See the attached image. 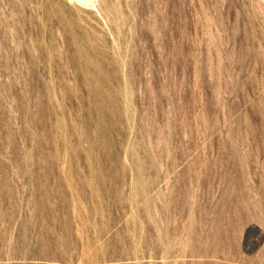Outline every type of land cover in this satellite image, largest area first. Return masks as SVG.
I'll list each match as a JSON object with an SVG mask.
<instances>
[{
	"label": "rangeland",
	"instance_id": "374dc122",
	"mask_svg": "<svg viewBox=\"0 0 264 264\" xmlns=\"http://www.w3.org/2000/svg\"><path fill=\"white\" fill-rule=\"evenodd\" d=\"M57 1L0 0V264H264V0H101L98 95Z\"/></svg>",
	"mask_w": 264,
	"mask_h": 264
},
{
	"label": "bare ground",
	"instance_id": "6f19581e",
	"mask_svg": "<svg viewBox=\"0 0 264 264\" xmlns=\"http://www.w3.org/2000/svg\"><path fill=\"white\" fill-rule=\"evenodd\" d=\"M66 1L70 2L73 7L70 8L66 4L57 1L50 8L51 12L59 15L60 22H58L56 30L57 34L62 38L61 43L65 54V62L72 66L74 70L81 69L83 82L88 85L89 92H92L93 95H98V85L107 79H114L115 76H105L103 74L104 66H111V59L109 58L108 61L104 60L103 62L101 53L97 51V45L93 42V35L81 25V22L84 24L87 18L85 19L80 14H85L90 19H93L92 14L102 18L100 10L101 0ZM50 11H48V21L52 23L54 15ZM46 63L50 64L51 60Z\"/></svg>",
	"mask_w": 264,
	"mask_h": 264
}]
</instances>
